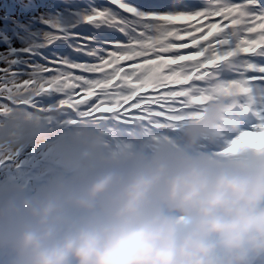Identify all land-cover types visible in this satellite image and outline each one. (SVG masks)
<instances>
[{
    "label": "snow or ice",
    "instance_id": "obj_1",
    "mask_svg": "<svg viewBox=\"0 0 264 264\" xmlns=\"http://www.w3.org/2000/svg\"><path fill=\"white\" fill-rule=\"evenodd\" d=\"M213 84L245 96V112L264 107V0H0V120L163 127ZM256 114L245 138L264 131Z\"/></svg>",
    "mask_w": 264,
    "mask_h": 264
},
{
    "label": "clouds",
    "instance_id": "obj_2",
    "mask_svg": "<svg viewBox=\"0 0 264 264\" xmlns=\"http://www.w3.org/2000/svg\"><path fill=\"white\" fill-rule=\"evenodd\" d=\"M262 143L162 151L83 184L2 198L0 264H244L264 251Z\"/></svg>",
    "mask_w": 264,
    "mask_h": 264
},
{
    "label": "rangeland",
    "instance_id": "obj_3",
    "mask_svg": "<svg viewBox=\"0 0 264 264\" xmlns=\"http://www.w3.org/2000/svg\"><path fill=\"white\" fill-rule=\"evenodd\" d=\"M34 113L37 117H49V114L39 116L37 112ZM53 117L56 118V116ZM44 122L45 119L36 118L30 113L22 116L12 115L5 117L4 120H0V160H3L5 158L17 160L16 158L18 156L20 157V160H25L29 158L30 155H35L36 152L39 151L41 148H43V151L46 150L48 146L49 149H52L54 147L57 149L59 155L57 157L56 163L60 164L59 160L62 158V155H64V149L62 148V144H64V142L61 143L59 137L51 135V132L48 131V129L50 130V128L45 126V124H43ZM37 124L43 125L38 127L37 130L34 131V136L30 137L27 141V132L34 130L33 127ZM77 133L79 134L77 136L79 143L89 142L86 140V138H88V131H82ZM18 148L19 150H17ZM76 149L78 152L80 151L79 146H77ZM17 163L18 161L13 163V165L11 166L12 169H14ZM18 173L21 172L19 171ZM78 180L80 184L85 183L81 179ZM15 182L13 186L15 185Z\"/></svg>",
    "mask_w": 264,
    "mask_h": 264
},
{
    "label": "bare ground",
    "instance_id": "obj_4",
    "mask_svg": "<svg viewBox=\"0 0 264 264\" xmlns=\"http://www.w3.org/2000/svg\"><path fill=\"white\" fill-rule=\"evenodd\" d=\"M196 111V110H195ZM196 113V112H195ZM190 115H192L186 108H185V110L179 115V116H173V117H170L173 121H172V123H170L169 124V126H171V125H173L174 124V120H175V118H178V117H181V116H184V117H188V116H190ZM209 133H210V136L212 137V138H214V139H217V141H219L218 139H219V133H218V131H215V129H212V130H210L209 131ZM222 137H223V142L224 143H226L227 145H233V147L236 149V148H238V143L237 142H235V140L234 139H232V136L230 135V134H227V133H223V135H222ZM217 155H220L219 153L217 154Z\"/></svg>",
    "mask_w": 264,
    "mask_h": 264
}]
</instances>
